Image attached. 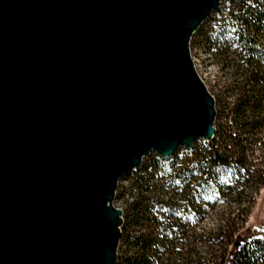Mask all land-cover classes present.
Segmentation results:
<instances>
[{
  "label": "water",
  "instance_id": "water-1",
  "mask_svg": "<svg viewBox=\"0 0 264 264\" xmlns=\"http://www.w3.org/2000/svg\"><path fill=\"white\" fill-rule=\"evenodd\" d=\"M230 1L0 0V264H117L122 176L215 136L191 40Z\"/></svg>",
  "mask_w": 264,
  "mask_h": 264
},
{
  "label": "trees",
  "instance_id": "trees-1",
  "mask_svg": "<svg viewBox=\"0 0 264 264\" xmlns=\"http://www.w3.org/2000/svg\"><path fill=\"white\" fill-rule=\"evenodd\" d=\"M205 24L221 76L215 136L122 176L117 264H264V230L246 226L264 185V0L223 2L195 34Z\"/></svg>",
  "mask_w": 264,
  "mask_h": 264
},
{
  "label": "rangeland",
  "instance_id": "rangeland-1",
  "mask_svg": "<svg viewBox=\"0 0 264 264\" xmlns=\"http://www.w3.org/2000/svg\"><path fill=\"white\" fill-rule=\"evenodd\" d=\"M209 24L203 25V27L199 31H197L195 35H193L192 38H194V42H192L191 40V53H192V57L196 65V68L201 78L206 83L210 92L213 95L217 96L218 91H219V85H220L219 79L221 76H220L217 66H215L212 63L210 55L208 54V51H207L206 41H207L208 34L210 33ZM178 156L181 157V153H179ZM127 184L128 183L126 180H120L119 182V186L121 185L127 186ZM119 186H118L114 204L116 207L123 210L125 208V200L119 195L121 192V189H119ZM213 221H214L213 217L206 219L204 222V226H208V227L212 226ZM246 226L249 227L251 231H263L264 230V185L259 191V194L256 198V202L254 203V206L252 208V211H251V214L249 216Z\"/></svg>",
  "mask_w": 264,
  "mask_h": 264
},
{
  "label": "bare ground",
  "instance_id": "bare-ground-1",
  "mask_svg": "<svg viewBox=\"0 0 264 264\" xmlns=\"http://www.w3.org/2000/svg\"><path fill=\"white\" fill-rule=\"evenodd\" d=\"M188 113V112H187ZM185 113L184 117L180 118L178 121V125L173 127L177 134H185L186 133H196L202 131L203 119L201 114L198 113L197 110L193 109L187 114Z\"/></svg>",
  "mask_w": 264,
  "mask_h": 264
}]
</instances>
